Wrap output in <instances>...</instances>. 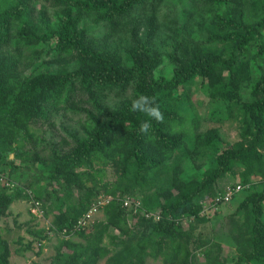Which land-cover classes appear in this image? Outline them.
<instances>
[{
	"label": "trees",
	"instance_id": "obj_1",
	"mask_svg": "<svg viewBox=\"0 0 264 264\" xmlns=\"http://www.w3.org/2000/svg\"><path fill=\"white\" fill-rule=\"evenodd\" d=\"M162 3L0 0V224L8 228L4 218L18 199L42 209L51 221L28 226L23 249L35 245L40 254L44 240L55 242L52 264H145L147 257L199 264V251L204 264H264V16L244 24L211 9L209 22L172 28L161 20ZM231 3L213 0L217 10ZM87 18L101 24L103 42L89 35ZM44 51L68 54L70 62L36 65ZM164 58L171 74L157 76ZM197 80L223 103L222 120L237 122L233 143L220 142L215 126L199 130L187 88ZM139 94L154 97L164 115L146 135L139 124L150 118L130 111ZM207 159L199 177L183 175L184 165L199 169ZM30 167L46 180L31 196L10 185ZM108 168L114 179L106 178ZM226 175L239 180L218 185ZM237 184L230 202L238 200L233 214H242V222L232 216L210 235L196 232L208 221L203 202ZM126 196L139 197L160 218L139 211L129 224L134 201L125 206ZM102 199L108 201L97 204ZM93 207L102 217L76 227ZM185 217H191L186 228ZM223 242L234 255L222 252ZM9 256L0 234V264H10Z\"/></svg>",
	"mask_w": 264,
	"mask_h": 264
},
{
	"label": "rangeland",
	"instance_id": "obj_2",
	"mask_svg": "<svg viewBox=\"0 0 264 264\" xmlns=\"http://www.w3.org/2000/svg\"><path fill=\"white\" fill-rule=\"evenodd\" d=\"M216 8L218 6L216 5ZM214 9L217 11V13L221 14H228L231 18H236L237 20H241L244 22V24H248L250 22L256 21L257 18H260L264 16V0H232L231 5L229 6V9H225L224 4H220L219 9H215L213 5V0H164V3L161 4V10L160 15L162 21L166 25H170L172 28H175L176 26H179L181 23L185 24H193L194 22H209V13L210 10ZM50 13L49 17L50 20L53 22L55 19L56 14L54 13V10H49ZM55 15V16H54ZM134 15V14H133ZM89 19V20H87ZM84 19L83 21H86L84 26L89 30V35L93 37L94 39H98L99 42H103V40L106 38V33L104 30H99L101 24H94V21H92L91 18ZM91 28H94L95 31H93ZM165 30L164 27H161ZM97 29V30H96ZM193 37H196V34H192ZM262 38L264 40V31H262ZM252 44L248 48V55L251 58L252 54L256 51V46L254 45L255 41H251ZM168 49H171V46H168ZM42 50L41 45L36 46V51L39 52ZM27 51H30L28 49ZM31 52V51H30ZM32 53V52H31ZM263 62H264V55L262 56ZM259 59V60H261ZM36 65L43 62V64L54 62L56 63H69L70 57L68 54H57L53 52H47L44 51L41 54V59L34 61ZM172 71V65L169 64V62L164 58L162 64L157 68L156 74L157 76H169ZM254 69V73H255ZM190 90V98L192 101V109L196 112V119H198V128L201 132L205 131L209 127H217L219 129L220 137L222 140L220 142L225 143H233L237 139V122L235 120H222L224 115L220 112V110L223 108V103L218 100H212L207 92L206 86L202 85L199 80H197L193 85L187 87ZM243 92L246 96H248V88H244ZM81 103V102H79ZM76 104V103H75ZM215 116H212V115ZM188 121H191L190 116H188ZM189 124L185 123L184 127L188 129ZM219 142V140H218ZM210 151V147L207 149ZM210 158V164H214L215 162V156L211 153H209ZM206 166H200L199 169H197L196 165H184L183 167V175L185 177H199L201 175V172L205 170L207 167L208 159L205 160ZM186 163V162H184ZM197 169V170H196ZM106 178L111 180L114 179L113 171L112 169H107ZM22 172L19 171V175ZM18 175V174H17ZM24 178L18 181H11V186H20L24 188V191L28 194L30 190H36L37 187L42 185L43 182H46L44 179H40L41 175H38L37 170L35 168H27L25 172L22 173ZM230 175H226L223 177L219 182L218 185H221V183H226L227 181L237 182L239 179L236 176L229 177ZM29 180V183L28 181ZM34 180H37L34 182ZM29 185H28V184ZM154 184V183H153ZM226 184H229L228 182ZM26 185L28 187H26ZM30 187V188H29ZM32 195V194H31ZM129 200L140 201L141 205L140 208H134L133 211L129 212L128 215V221L129 224L132 225V223L136 220L135 214L136 212H143L145 211L146 207L142 205V201L139 197H131L126 196ZM138 198V199H137ZM29 202L25 201L24 199H18L14 201L11 204V210L12 214L4 218V221L8 223V228L5 227L4 224H0V234L5 238L10 246V256H9V263L10 264H52V260L50 259V256L54 254V250L52 248V244L55 242H47V240L43 241L41 253L36 254L37 246H33L32 249H23L25 246V243L29 239L28 234V226L31 228L33 227H45L48 226L51 217L43 218V212L40 209L37 210V206L34 208H30ZM238 205V200L231 201L226 204L220 205L217 210L210 209L208 210V214L204 212L205 216L207 217V220L203 224H199L196 228V232H202L203 235H210L213 233V229H217L218 223L220 220L223 222L221 224L228 225L229 220L233 216L235 220H238V222H242L243 215L242 214H235L234 211ZM142 206V208H141ZM138 210V211H136ZM150 212H155L152 210H148ZM32 216L35 217L34 222L36 221L38 224L34 225L35 223L30 220ZM207 214V215H206ZM98 217H102V213L98 212L96 214ZM95 216V217H96ZM191 217L187 218L185 217L182 221L183 227L186 228L188 226L189 219ZM216 219V220H215ZM30 220V221H29ZM29 221L28 225L24 222ZM24 223V224H23ZM210 233V234H209ZM53 235V241H55ZM222 252H225L227 255L232 256L234 255V250L229 247L224 242L222 243ZM196 261L199 264H204V257L203 253L201 251L198 252ZM98 264H103V261L99 262ZM145 264H162L161 258H152L147 257L145 260ZM227 264H233L232 262H229Z\"/></svg>",
	"mask_w": 264,
	"mask_h": 264
},
{
	"label": "clouds",
	"instance_id": "obj_3",
	"mask_svg": "<svg viewBox=\"0 0 264 264\" xmlns=\"http://www.w3.org/2000/svg\"><path fill=\"white\" fill-rule=\"evenodd\" d=\"M130 111L143 113L145 116L150 118L149 120H142L140 122V124H139V129L138 130H139V133L142 134V135H146V134L149 133V131L152 128V123H151L152 120H154V121H156L158 123H162L164 121V115L160 111L159 106L156 104L155 98L147 96L145 94H139L138 96H136V98H134L131 101ZM225 187H224L222 192H220L218 195L215 196V198H214V200H213V202L211 204H205L203 202V209L201 211V214H203L204 212H206L208 214V210H210V209L217 210V208L220 206L219 204L222 205V204H226V203L230 202V200L232 199L233 195H232V197H231V199L229 201H223L222 200V201L216 202V197L224 192ZM28 195L31 196V193L28 192ZM140 205H141V202H140ZM133 208H135V207H133ZM137 208H140V206L137 207ZM146 213H150V215L146 216ZM144 214H145L146 217H152L155 220H158L160 218V215L158 213H156V212L144 211ZM154 214L158 215L159 218H155ZM95 216H96V214L93 215V217H95ZM76 225H77V223H76Z\"/></svg>",
	"mask_w": 264,
	"mask_h": 264
},
{
	"label": "built area",
	"instance_id": "obj_4",
	"mask_svg": "<svg viewBox=\"0 0 264 264\" xmlns=\"http://www.w3.org/2000/svg\"><path fill=\"white\" fill-rule=\"evenodd\" d=\"M240 189H241V185L240 184H237L235 187L227 185L225 187L224 192L216 197V202L222 201V200L223 201H229L231 199L232 195L235 192H237L238 190H240ZM107 201L108 200L102 199V200L97 201V204H102L103 202H107ZM130 202H131V200H129L128 198L124 199V205L125 206L129 205ZM132 205H133V207L137 208V207L140 206V201H135V202L132 203ZM37 210L39 211V208H37ZM95 212H96V208L95 207L90 209L87 213H85L83 215V217L81 219L78 220L76 227L80 228V227L86 226L88 224V222L92 220L93 215L95 214ZM149 215H150V213H146V216H149ZM154 216H155V218H159L158 215L154 214Z\"/></svg>",
	"mask_w": 264,
	"mask_h": 264
},
{
	"label": "water",
	"instance_id": "obj_5",
	"mask_svg": "<svg viewBox=\"0 0 264 264\" xmlns=\"http://www.w3.org/2000/svg\"><path fill=\"white\" fill-rule=\"evenodd\" d=\"M13 155L11 154V157H12Z\"/></svg>",
	"mask_w": 264,
	"mask_h": 264
}]
</instances>
